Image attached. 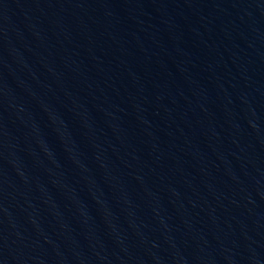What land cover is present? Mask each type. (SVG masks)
Wrapping results in <instances>:
<instances>
[{
    "label": "water",
    "instance_id": "1",
    "mask_svg": "<svg viewBox=\"0 0 264 264\" xmlns=\"http://www.w3.org/2000/svg\"><path fill=\"white\" fill-rule=\"evenodd\" d=\"M0 264H264V0H0Z\"/></svg>",
    "mask_w": 264,
    "mask_h": 264
}]
</instances>
